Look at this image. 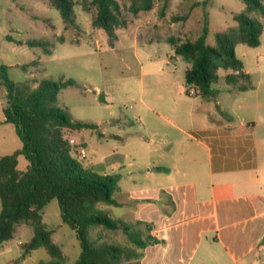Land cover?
Masks as SVG:
<instances>
[{
    "label": "rangeland",
    "instance_id": "obj_1",
    "mask_svg": "<svg viewBox=\"0 0 264 264\" xmlns=\"http://www.w3.org/2000/svg\"><path fill=\"white\" fill-rule=\"evenodd\" d=\"M76 1L79 3L81 0ZM120 1L127 25L118 28L119 42L115 48H110L104 33L99 34L98 29L92 27L91 14L83 11L79 4L75 6L79 28L65 29L60 12L50 6L48 0H0V67L6 68L8 78L14 82L27 79L58 81L61 78L76 81L80 86H69L59 92L60 108L69 111L77 120H104L103 132L122 133L125 140H144L145 136L141 135L143 131L140 129L141 112L146 109L143 101L145 104H165L172 96H178L183 102L184 110L188 108L185 104L190 106L192 102L200 101V98L189 95L190 88L185 82L188 63L174 53L170 43H153L150 50L141 44L154 40L169 41L170 38L177 41L194 40L207 27L206 42L215 45V33L237 26L234 16L242 13L246 6L242 0H171L165 15L161 17L156 0L151 11H141L136 15L128 11L127 0ZM203 1L205 4H202ZM182 15L185 18L172 21L173 17ZM253 16L264 22L259 14L254 13ZM125 28L128 30H123ZM28 40L42 44L48 42L51 53H44L42 46L30 47L26 44ZM156 49L159 51H155ZM138 53H146L147 60H152L155 65L146 68L144 77L139 73L140 65L136 58ZM235 54L249 73L252 88L240 91L242 81L231 85L225 80L226 75L237 73L219 69V79L212 85L216 97L212 99L213 102H204L202 108L213 112V119L224 122L227 120L226 116L215 106L219 102V107L229 113L228 124L253 120L258 123L257 130L264 133V32L260 46L236 45ZM26 65L29 66L24 68ZM184 88L186 93L182 91ZM100 92L106 95L107 102ZM6 104V90L0 81V157L14 153L22 145L15 126L4 122L3 108ZM212 122L215 123H207ZM90 134L97 138L92 130H87L84 135L76 131L70 138L88 142L85 146L89 152L96 144V139H92ZM110 141L117 142L120 146L126 142L115 139ZM145 141L148 142V139ZM156 143L153 139L150 147H155ZM147 147L132 145L124 151L119 147L114 149L116 154L134 151L136 160L132 162L135 168H140V172H136L129 181L119 178L120 191L117 199L123 202V206L100 205L108 210L112 218L127 221L133 218L138 208L135 202L130 201V195L134 194L132 190L156 184V170L149 171L150 166L143 160V155L148 153ZM28 164L23 156H19L20 170H26ZM43 221L52 230L53 241L63 248L66 254L65 264H75L81 247L76 231L62 221L56 199L44 207ZM141 230L145 232L144 229ZM98 236L127 244L121 231L111 232L100 227L91 231L93 240ZM32 237V226L29 223L19 224L14 237L5 242L9 251L0 255V264L49 263L51 258L44 248L32 251L25 259L20 258L22 244Z\"/></svg>",
    "mask_w": 264,
    "mask_h": 264
},
{
    "label": "trees",
    "instance_id": "obj_2",
    "mask_svg": "<svg viewBox=\"0 0 264 264\" xmlns=\"http://www.w3.org/2000/svg\"><path fill=\"white\" fill-rule=\"evenodd\" d=\"M48 1L60 12L65 29L79 28L75 14V6L79 4L83 11L91 14L92 27L105 32L109 47H114L118 41V28L127 25L119 0ZM127 1L128 11L135 15L155 7V0ZM156 1L159 4L158 13L163 17L171 0ZM242 1L246 8L234 16L237 26L216 32L215 45L206 42L207 27L194 40L170 38L167 41L174 53L189 64L185 71L186 86L194 87L197 94L206 100L216 97L212 85L219 79V69L239 71L226 75L225 80L231 85L242 81L240 91L252 88L251 77L243 71L244 66L235 54V46L261 45L264 22L253 14L257 13L264 19V2ZM183 18L185 15L175 16L172 21ZM26 44L30 47L42 46L44 53H51L48 42L42 44L28 40ZM0 81L7 97L3 108L4 122L15 126L22 143L14 153L0 157V244L14 237L19 224L29 223L33 228V237L22 244L20 258L25 259L32 251L44 248L51 258L46 264H65L63 248L53 241L52 230L43 221L44 207L56 199L62 221L76 231L81 247L75 264H140L143 250L157 242L151 235L153 224L112 218L102 207L121 205L117 199L118 176L104 175L85 166L73 155L69 144L72 133L97 128L94 123L73 118L69 111L58 106L61 90L80 85L66 78L14 82L8 78L3 66L0 67ZM19 156L28 161L26 170L18 168ZM99 227L111 232L121 231L127 244L100 236L93 240L91 231Z\"/></svg>",
    "mask_w": 264,
    "mask_h": 264
},
{
    "label": "crops",
    "instance_id": "obj_3",
    "mask_svg": "<svg viewBox=\"0 0 264 264\" xmlns=\"http://www.w3.org/2000/svg\"><path fill=\"white\" fill-rule=\"evenodd\" d=\"M98 32L104 33L107 41L105 32ZM161 42L167 41L141 45L150 50L153 43ZM147 57L146 53L136 57L141 77L146 75V68L155 67ZM182 91L186 93L185 88ZM100 95L107 102L106 95ZM194 96L200 101L185 104L188 108L184 110L178 96L165 104L143 101L146 109L141 112L140 129L144 140H125L122 133L103 132L104 120H86L97 128L78 132L84 135L92 130L98 140L90 134L96 144L83 164L98 173L129 181L140 172L132 162L136 160L135 152L116 154L114 149L148 146L143 160L150 166L149 171L156 170V184L132 190L130 201L138 209L129 221L152 223L157 242L143 250L140 264H264V133L257 130L258 123L253 120L228 124L229 113L219 107V102L215 106L227 120L213 119V112L202 107L214 99ZM112 139L126 142L120 146ZM153 139L157 143L150 147ZM0 248V255L9 251L5 242Z\"/></svg>",
    "mask_w": 264,
    "mask_h": 264
},
{
    "label": "built area",
    "instance_id": "obj_4",
    "mask_svg": "<svg viewBox=\"0 0 264 264\" xmlns=\"http://www.w3.org/2000/svg\"><path fill=\"white\" fill-rule=\"evenodd\" d=\"M236 73H239V71H236ZM189 95H196L197 92L194 87H190L189 89ZM69 144L72 148L73 155L81 162L86 163L89 160V152L87 147L82 144L77 142L74 138L69 139Z\"/></svg>",
    "mask_w": 264,
    "mask_h": 264
}]
</instances>
